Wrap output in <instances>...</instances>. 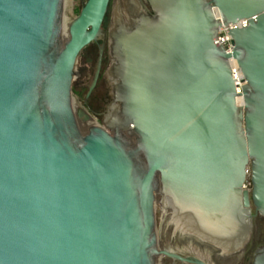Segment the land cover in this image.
<instances>
[{"label": "water", "instance_id": "obj_1", "mask_svg": "<svg viewBox=\"0 0 264 264\" xmlns=\"http://www.w3.org/2000/svg\"><path fill=\"white\" fill-rule=\"evenodd\" d=\"M148 1L108 31L120 108L99 125L71 84L108 0H86L65 39L63 0H0V264H205L160 248L161 227L229 254L250 204L264 215V0ZM242 18L226 52L217 29Z\"/></svg>", "mask_w": 264, "mask_h": 264}, {"label": "flooded vegetation", "instance_id": "obj_2", "mask_svg": "<svg viewBox=\"0 0 264 264\" xmlns=\"http://www.w3.org/2000/svg\"><path fill=\"white\" fill-rule=\"evenodd\" d=\"M134 1L145 14L153 15V10L148 0H108L101 25L104 31L103 39L90 42L79 52L76 58L74 65L76 73L71 84L72 95L75 105L91 116V121L88 124L103 125L106 115L110 111L120 108V102L113 95L114 84L118 81L111 78L108 74L112 63L108 52V31L113 26L115 17L118 16L124 22H128L134 16L135 8L132 5ZM99 45H102V53L98 74L89 91L95 71ZM250 188L251 185L247 187L249 191ZM250 212L252 215L250 237L240 251L221 254L213 246L192 237L172 236L170 231L166 230L164 226L161 227L159 233L160 248L171 250L181 257L199 259L205 264H255L257 251L264 246V215L259 213L252 204H250ZM159 218L160 212L158 208V211H156V224H158ZM203 254H206L207 257H204ZM158 264L194 263L183 262L164 255L159 257Z\"/></svg>", "mask_w": 264, "mask_h": 264}, {"label": "built area", "instance_id": "obj_3", "mask_svg": "<svg viewBox=\"0 0 264 264\" xmlns=\"http://www.w3.org/2000/svg\"><path fill=\"white\" fill-rule=\"evenodd\" d=\"M215 16L217 18H219L218 13L216 11H215ZM247 24H248V22H247L246 18H242L241 20H238L234 23L229 22L226 26L221 23L217 29L216 39H214V43L216 45L221 44V46L223 47V49L226 52H231L232 48H233V44L231 42V37L228 33L229 30L231 28H235V27H244ZM230 61H231V69H232L234 76L237 80L238 88L240 91V87L242 84V75H241L240 70L237 67L235 61L231 58H230ZM249 185H250V181H249V179H247L244 183V187L247 188Z\"/></svg>", "mask_w": 264, "mask_h": 264}, {"label": "rangeland", "instance_id": "obj_4", "mask_svg": "<svg viewBox=\"0 0 264 264\" xmlns=\"http://www.w3.org/2000/svg\"><path fill=\"white\" fill-rule=\"evenodd\" d=\"M85 0H63V33L66 32L67 24L79 13Z\"/></svg>", "mask_w": 264, "mask_h": 264}, {"label": "bare ground", "instance_id": "obj_5", "mask_svg": "<svg viewBox=\"0 0 264 264\" xmlns=\"http://www.w3.org/2000/svg\"><path fill=\"white\" fill-rule=\"evenodd\" d=\"M63 34V38L65 39L67 37V33H62Z\"/></svg>", "mask_w": 264, "mask_h": 264}]
</instances>
